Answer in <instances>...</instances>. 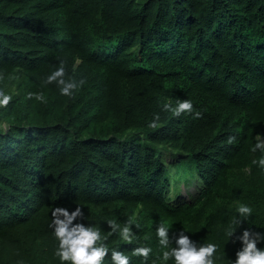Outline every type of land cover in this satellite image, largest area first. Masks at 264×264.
I'll list each match as a JSON object with an SVG mask.
<instances>
[{
  "label": "trees",
  "instance_id": "16d2710c",
  "mask_svg": "<svg viewBox=\"0 0 264 264\" xmlns=\"http://www.w3.org/2000/svg\"><path fill=\"white\" fill-rule=\"evenodd\" d=\"M61 61L85 80L72 96L46 82ZM0 89V264H61L57 205L83 206L130 264H165L159 222L218 243L223 264L240 203L253 213L237 234L264 228V0H0ZM186 98L201 117L163 109Z\"/></svg>",
  "mask_w": 264,
  "mask_h": 264
},
{
  "label": "clouds",
  "instance_id": "9594fccd",
  "mask_svg": "<svg viewBox=\"0 0 264 264\" xmlns=\"http://www.w3.org/2000/svg\"><path fill=\"white\" fill-rule=\"evenodd\" d=\"M66 73L65 62L61 61L60 66L47 76L46 82H55L62 94L72 96L73 90L82 86L85 80H80L78 84L75 78L66 79ZM29 95L44 99L43 93H29ZM11 99L12 96L9 93L0 89V105H7ZM163 109L170 110L176 116L182 113L191 114L194 117L203 115L194 107L193 100L188 98L178 99L175 105L166 102L163 104ZM159 118L160 113H155V119L149 122V126L156 127ZM236 139L235 135H230L228 142L232 143ZM252 151L260 153L253 163L264 168V132L255 134ZM236 211L237 215L233 217L225 235L228 242L233 244L239 242L240 246L236 250L235 259L227 257L228 261L230 264H264V230H260L264 228L243 227L242 232L237 234V229L251 218L253 207L247 203H240ZM85 221H88V215L81 205H76L73 209L57 205L52 209L49 227L58 241L55 254L59 257L61 264H69V262L70 264H104V259L109 256V253L112 264H130V257L121 248H109L106 243L108 236L102 233V227L94 223H85ZM107 223L110 226L109 233H117L129 242L134 239L136 233L133 231L131 222L124 223L123 227L115 220ZM136 226L139 227L138 224ZM170 229L167 222H159L155 228L158 242L163 249L162 258L165 264L170 259L174 260L175 264H223L222 257L217 254V249L220 247L218 243H201L199 240H194L184 227L178 234L170 236ZM134 251L147 257L152 249L150 246L141 245Z\"/></svg>",
  "mask_w": 264,
  "mask_h": 264
},
{
  "label": "rangeland",
  "instance_id": "374dc122",
  "mask_svg": "<svg viewBox=\"0 0 264 264\" xmlns=\"http://www.w3.org/2000/svg\"><path fill=\"white\" fill-rule=\"evenodd\" d=\"M15 92H17V89L15 88L14 90ZM187 176H189V173H186V174H181L180 177H178L177 179L180 180V189L183 188V192H186L187 190H190L193 188V186H190V187H186V178Z\"/></svg>",
  "mask_w": 264,
  "mask_h": 264
}]
</instances>
